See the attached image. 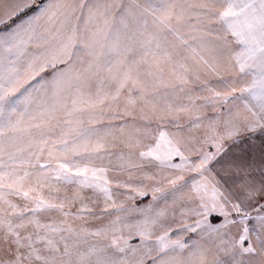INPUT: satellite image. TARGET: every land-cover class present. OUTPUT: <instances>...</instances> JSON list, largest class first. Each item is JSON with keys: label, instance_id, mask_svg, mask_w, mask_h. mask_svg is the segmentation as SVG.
Instances as JSON below:
<instances>
[{"label": "snow or ice", "instance_id": "snow-or-ice-1", "mask_svg": "<svg viewBox=\"0 0 264 264\" xmlns=\"http://www.w3.org/2000/svg\"><path fill=\"white\" fill-rule=\"evenodd\" d=\"M0 264H264V0H0Z\"/></svg>", "mask_w": 264, "mask_h": 264}]
</instances>
